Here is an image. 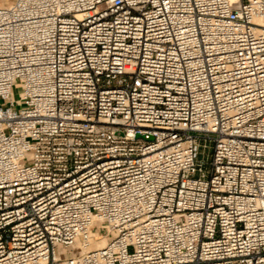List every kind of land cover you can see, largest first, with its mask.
Listing matches in <instances>:
<instances>
[{
	"label": "built area",
	"instance_id": "2783aa9c",
	"mask_svg": "<svg viewBox=\"0 0 264 264\" xmlns=\"http://www.w3.org/2000/svg\"><path fill=\"white\" fill-rule=\"evenodd\" d=\"M0 264H264V0L1 1Z\"/></svg>",
	"mask_w": 264,
	"mask_h": 264
},
{
	"label": "rangeland",
	"instance_id": "374dc122",
	"mask_svg": "<svg viewBox=\"0 0 264 264\" xmlns=\"http://www.w3.org/2000/svg\"><path fill=\"white\" fill-rule=\"evenodd\" d=\"M21 91V88L19 86H16L14 88V95L16 98L19 97V93ZM213 151V147L210 145L208 147L201 146L200 150V158L205 162V167L210 168V160H211V153Z\"/></svg>",
	"mask_w": 264,
	"mask_h": 264
},
{
	"label": "bare ground",
	"instance_id": "6f19581e",
	"mask_svg": "<svg viewBox=\"0 0 264 264\" xmlns=\"http://www.w3.org/2000/svg\"><path fill=\"white\" fill-rule=\"evenodd\" d=\"M260 20H263V19H260ZM107 241H108V238L106 236H102L100 239L95 238L93 240L92 247H102L107 243Z\"/></svg>",
	"mask_w": 264,
	"mask_h": 264
},
{
	"label": "crops",
	"instance_id": "0c3cea01",
	"mask_svg": "<svg viewBox=\"0 0 264 264\" xmlns=\"http://www.w3.org/2000/svg\"><path fill=\"white\" fill-rule=\"evenodd\" d=\"M1 1H7V0H0V2H1Z\"/></svg>",
	"mask_w": 264,
	"mask_h": 264
}]
</instances>
